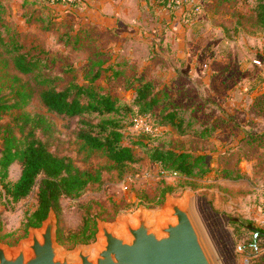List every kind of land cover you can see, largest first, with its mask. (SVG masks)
I'll use <instances>...</instances> for the list:
<instances>
[{
  "label": "rangeland",
  "instance_id": "1",
  "mask_svg": "<svg viewBox=\"0 0 264 264\" xmlns=\"http://www.w3.org/2000/svg\"><path fill=\"white\" fill-rule=\"evenodd\" d=\"M2 1L7 7L3 21L10 19L18 28L10 32L2 27L5 38H11L12 33L18 36L25 50L42 60L47 75L60 77L59 87L72 81L83 82L91 64L87 60L93 54L95 59L101 48L113 49L111 45L122 42L123 53L128 54L125 50L129 47L125 42L128 34L125 37L124 34L130 35L132 26L119 25L114 33L83 22L79 9L62 16L61 10L71 2L68 0ZM170 2L181 5L177 0ZM196 4L199 9L180 20L185 25L187 41L184 58L178 57L179 51L174 46L170 49L174 50L173 62L157 61L144 71H140L142 66L137 63L126 64L127 67H121L125 76L113 82L109 90L132 105L139 85L137 75L151 80L160 100L152 116L159 118L175 110L178 126L167 125L163 132L147 134L144 130L137 131L133 107L132 112L116 117L125 136L124 144L143 140L151 145L206 154L211 171L204 177L163 178L158 164L138 145H134L140 157L138 163L128 164L122 170L112 168L101 152L89 155L82 151L72 129L59 127L63 142L58 150L76 158L80 166L91 161L102 168L104 184H91L74 202L62 199V211L59 216L56 213L58 228L60 224L68 234L69 229L77 228L83 213L89 211L96 217L97 234L98 219L116 222L119 215L131 214L141 204L158 210L165 204L162 189L170 188L167 193L176 196L189 190L196 197L197 212L222 264H264V98L261 95L264 93V30L256 19L257 0H196ZM133 8H128L126 15L130 25L136 23ZM32 11L31 23L27 24L25 14ZM60 17H63L60 21L54 20ZM134 46L139 53H145V46ZM120 54L124 56L122 50ZM254 59H261L262 64H255ZM23 82L34 94L28 111L48 114L39 97L42 88L32 76L16 71L11 59L0 51V94ZM236 87L241 91L235 94L231 89ZM14 115L5 114L0 119V155L4 128ZM52 118L61 126V120L53 115ZM212 128L215 132L210 134ZM143 134H150L151 138ZM255 136L262 139L254 140ZM19 175L20 166L15 163L8 180L15 182ZM237 175L241 177L236 178ZM37 204L36 192L18 203L10 202L0 184V241L15 246L26 238L30 228H26V223ZM259 230L263 234L257 236ZM95 240L96 236L89 243ZM58 243L66 250L88 244Z\"/></svg>",
  "mask_w": 264,
  "mask_h": 264
},
{
  "label": "trees",
  "instance_id": "2",
  "mask_svg": "<svg viewBox=\"0 0 264 264\" xmlns=\"http://www.w3.org/2000/svg\"><path fill=\"white\" fill-rule=\"evenodd\" d=\"M67 4L75 7L79 0ZM197 6L198 4L192 3L185 9L184 18L195 12ZM5 12L6 7L0 0V51L11 59L16 71L32 76L42 88L39 97L48 113L28 111L34 94L25 82L16 83L8 92L0 94V119L5 114H15L11 123L4 128L1 138L0 184L3 186L5 197L12 203H18L36 192L38 204L28 218L26 228L41 226L50 209H54L59 216L62 211V199L74 202L91 184H104L102 168L91 161L84 167L80 166L76 158L58 150L63 142L59 127L72 129L75 138L81 142L82 151L88 152L89 155L101 152L111 162L112 168L122 170L128 164L138 163L140 157L134 148V145H138L145 148L149 159L158 164L160 176L163 178L172 173L187 178L204 177L211 171L206 154L178 151L151 145L143 140L124 144L125 136L120 120L116 117L125 112H132L133 107L136 109L133 112L134 120L147 115L155 126H178V112L175 110L168 111L159 118L152 116V111L160 101L152 81H147L142 76L136 78L139 85L136 87L133 106L112 95L98 83L101 77L111 83L122 75V69L117 63L105 67L104 63L94 61L86 71L83 82L72 81L59 87L57 83L60 77L47 75L43 70L42 60L30 55L18 36L12 33L11 38H5L2 27L13 32L8 23L3 21ZM255 14L259 27L264 30V0H257ZM14 79L17 81L18 77ZM52 115L61 120V126ZM74 125H77L76 128H73ZM212 131L215 132L212 128L210 134ZM144 136L151 138L150 134ZM253 139L261 140L262 137L255 136ZM15 163L20 166V175L12 182L8 178L10 168ZM225 172L230 174L228 170ZM238 177L241 176L237 175L236 178ZM167 192H170V188L162 189L163 197ZM96 231V217L86 211L77 228L69 229L68 234L59 224L58 241L61 244L66 241L89 243L95 239ZM256 232L257 236L263 234L262 230Z\"/></svg>",
  "mask_w": 264,
  "mask_h": 264
},
{
  "label": "water",
  "instance_id": "3",
  "mask_svg": "<svg viewBox=\"0 0 264 264\" xmlns=\"http://www.w3.org/2000/svg\"><path fill=\"white\" fill-rule=\"evenodd\" d=\"M96 240L66 250L58 243L54 209L17 245L0 241V264H222L196 209V197L166 194L165 204H145L116 222L97 220Z\"/></svg>",
  "mask_w": 264,
  "mask_h": 264
},
{
  "label": "crops",
  "instance_id": "4",
  "mask_svg": "<svg viewBox=\"0 0 264 264\" xmlns=\"http://www.w3.org/2000/svg\"><path fill=\"white\" fill-rule=\"evenodd\" d=\"M181 1L177 0V3L181 5L176 6L171 4V2L168 3L167 0H79V4L75 7H72L69 4H67V7L64 6L66 8L61 10L60 14L63 16L64 13L67 14L71 11H78L79 9L84 20L83 22L92 26H97L100 30L111 31L114 33H116L119 25L123 27L132 26L130 27L133 29V32L130 33L131 37H129L130 35L127 32L124 34V37L128 34L125 41L129 46L128 49H125L128 54L123 53V45L125 43L123 44L122 42H119L116 45H111L113 46V49H99L100 52H98L97 57L94 59L96 54H93L87 62L93 63L94 61H99L104 63L105 67L109 64L119 63L118 66L120 69L121 67H127L126 64L130 66L137 63L142 66L140 71H144L146 67L150 70V65L157 61L163 63L173 62L171 55L174 53V50L170 49H174V46L177 48V51H179L178 57L184 58L185 52L183 51L186 48L187 41L184 38L185 25L182 26L180 20L182 19L183 21L185 9L189 8L192 2L186 1L187 3H185ZM61 3L62 2H60V4ZM132 7L135 9L137 17L135 20L136 23L130 25L129 22H127L126 15L128 8L131 9ZM33 15L34 11L25 14L27 24L31 23ZM62 18L63 17L54 18V20L60 21ZM7 21L8 26L12 30L18 29L10 19ZM133 44H141L145 46L144 48H146V51H143L145 53H139ZM117 49H120L118 50L119 53L117 52ZM121 50L124 56L120 54ZM180 52L183 53L181 54ZM260 52H262V50H260ZM148 56H151V58H148ZM259 60L262 64V60ZM122 72V75L118 79L125 76L124 70H122ZM137 77H139V75H137ZM101 79L104 81L100 83L99 81ZM98 83L110 92L109 88L113 82L108 83L104 77H101L98 80ZM237 88L238 87L231 89V91L235 92V94L237 91H241ZM231 95H234V93ZM261 95L264 98V93Z\"/></svg>",
  "mask_w": 264,
  "mask_h": 264
},
{
  "label": "built area",
  "instance_id": "5",
  "mask_svg": "<svg viewBox=\"0 0 264 264\" xmlns=\"http://www.w3.org/2000/svg\"><path fill=\"white\" fill-rule=\"evenodd\" d=\"M68 1H73V0H68ZM189 2H192L193 4L196 3V0H190ZM199 9V6L196 7V10ZM255 64H261L260 60L259 59H254L253 60ZM134 128L137 130V131H140V130H144L146 131V133H155V132H163L165 129V127H162V126H155L154 124H152V121L149 117L147 116H140L139 118L136 119L135 121V124H134ZM172 177H177L179 176L178 173H172L170 174ZM170 175H167V176H170ZM166 177V176H165ZM127 190H129V187L126 186ZM239 249L242 250V247H240Z\"/></svg>",
  "mask_w": 264,
  "mask_h": 264
}]
</instances>
